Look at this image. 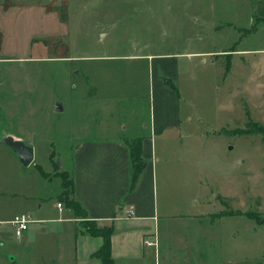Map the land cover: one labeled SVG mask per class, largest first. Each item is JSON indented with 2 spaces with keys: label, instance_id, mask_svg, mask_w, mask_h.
<instances>
[{
  "label": "rangeland",
  "instance_id": "374dc122",
  "mask_svg": "<svg viewBox=\"0 0 264 264\" xmlns=\"http://www.w3.org/2000/svg\"><path fill=\"white\" fill-rule=\"evenodd\" d=\"M256 5L257 0H0V142L11 133L34 138L36 152L32 165L22 166L0 143V217L24 212L34 218L58 217V198L44 187L50 183L44 177L51 176L52 190L57 183L64 208L70 185L59 166L67 168L70 145L77 135L108 134L100 127L112 128L119 119L133 125L147 121L152 94L157 95L151 83L163 61L170 69L160 72V78L178 86L181 94L185 144L197 140L182 150L160 148L157 141V205L186 204L202 193L196 185L159 192L163 159L172 162L186 154L197 159L205 174L219 162L222 188L209 189L233 192L229 206L264 217V138L228 133L244 127L248 118L264 126V20L255 21ZM224 46L228 52L249 51L229 58L225 78V55L196 54ZM80 70L88 77L74 73ZM91 82L98 86L97 98L83 100ZM118 86L128 99L98 104V98H111ZM55 104L64 106L62 111H54ZM50 152L55 154L48 156L49 166L45 159ZM229 162H235L230 173L223 168ZM177 164H171L173 177L179 174ZM181 177L201 178L196 170L183 171ZM12 244L0 245V264L14 256ZM49 256L46 251L22 252L15 260L40 264L41 257Z\"/></svg>",
  "mask_w": 264,
  "mask_h": 264
},
{
  "label": "crops",
  "instance_id": "0c3cea01",
  "mask_svg": "<svg viewBox=\"0 0 264 264\" xmlns=\"http://www.w3.org/2000/svg\"><path fill=\"white\" fill-rule=\"evenodd\" d=\"M256 7L253 10L256 13L253 17L255 21H263L264 0H257ZM224 47L196 54L225 55L228 58L225 66H229V58L233 55L249 52L240 49L228 52L227 46ZM158 68L163 70L157 71L158 78L156 75V82L151 83L154 93L155 87L157 88V95L155 98L152 94L153 111L150 112L147 121H138L136 125H133L135 122L132 120L123 124L119 119V123L116 122L112 128L100 127V130L103 129L108 134L96 138L86 137V134L77 135L76 140L70 145L71 154L67 168L62 167V163L59 166L60 173L67 172L72 179L74 184L72 196L81 205L86 218L78 217L65 205L58 210L57 203L61 201L57 196V183L54 182L56 184L52 190L51 176L44 177L50 182L47 187L45 185L44 187L48 188L51 196L58 198L55 201L58 217H33L36 222L32 223L34 224L32 226L30 223L25 233L19 238L14 236L11 226L6 223L19 213L0 217L2 240L0 245L4 243L10 245L13 243L12 240H15L12 244L13 249H10L15 252H12L14 256L9 259L10 261L5 260L6 263L17 264L15 258H21L22 252L31 254L37 251L42 254L46 251L50 254V260L41 257L40 264H102L101 260L94 255L102 246V238L90 235L82 225V221L89 220L95 222L98 227L102 225L112 227L109 237L112 264H264V217L256 216L257 219H253L249 217V214L253 212L248 209L229 206L228 199L233 197V192L223 190L213 193L209 189L222 188L219 184L221 179L219 162L211 173L205 174L201 170V165L195 163L197 161L195 157L188 159L187 155L183 154L172 162L170 158L163 159L159 192L173 189L190 190V187L196 185V189H202V193L197 200L193 199L194 201L186 204L157 205V196L155 197L154 194L158 190L154 160L160 161L157 159V141H160V148L176 147L177 150H182L183 147L186 148V145H196L195 140H197L190 139L188 144H185L186 139L183 137L186 134L181 117L179 88L177 86L178 94H176L160 78V72L163 74L169 72L168 62L158 63ZM73 70V68L69 69L71 74ZM228 71L225 69L224 78ZM74 73L83 75L84 78L88 77L82 71ZM91 84L89 90L91 88L94 92L90 93L87 90L86 93L85 90L83 100L87 98V95H93L95 98L92 100L97 98L98 86L92 82ZM118 88V91L116 89L110 92L111 98H98V104L111 106L113 103L128 99L127 91H124L121 86ZM54 107V111H57L58 107L61 108L59 111L64 108L59 104H55ZM247 113L246 110L245 114ZM236 128L230 129L228 133L256 134H234L233 131ZM11 135L32 147L35 157L34 138L26 139L12 133ZM189 135L191 134H187L188 137ZM136 138L142 139V159L145 167L139 174L136 185L130 191L131 164L124 142ZM53 153H48L45 159L49 166L48 156ZM172 163H178L174 168H177L176 173L179 174H175V177L171 175ZM34 167H39L42 172H45L40 164ZM234 167L235 162H229L223 166L229 173L230 170H235ZM191 170H196L201 178L186 180V177H181L183 171L188 174ZM177 177L179 180H176ZM40 207L41 204L37 205L39 208L37 211ZM127 210H133L132 217H126ZM4 227L12 231V236L9 237L5 233ZM148 238L157 240L156 248L144 245L145 239ZM45 242H50L46 248L43 246Z\"/></svg>",
  "mask_w": 264,
  "mask_h": 264
},
{
  "label": "trees",
  "instance_id": "16d2710c",
  "mask_svg": "<svg viewBox=\"0 0 264 264\" xmlns=\"http://www.w3.org/2000/svg\"><path fill=\"white\" fill-rule=\"evenodd\" d=\"M226 71H228V66H225ZM164 83L166 86H169L172 91H174L176 94H178L177 86L172 84L170 81L164 80ZM234 134L240 133V134H251L256 133L260 134L262 138H264V127L259 125L258 123L251 121L248 119L247 124L244 128H236V130L233 131ZM141 138L126 140L124 143L128 149L129 152V160L131 164V174H130V184H129V190L133 189V187L136 185L138 181V176L142 172V170L145 167L144 161L142 159V149H141ZM39 168V167H38ZM40 169V168H39ZM40 172L42 175H45L42 170L40 169ZM61 177L65 178L66 185H70V191L65 196V200L63 201L65 207L72 212H74L75 215H77L80 218H86V213L82 209L79 202L72 196L73 194V182L72 179L68 176L67 172L60 173ZM249 217L257 219L256 215L249 214ZM82 225L85 228V231L89 233L90 235L99 236L102 238V246L100 249L94 254L96 257H98L102 264H112V259L110 257V242L109 237L112 232V227L108 225H102L101 227H98L97 224L93 221H82Z\"/></svg>",
  "mask_w": 264,
  "mask_h": 264
},
{
  "label": "built area",
  "instance_id": "2783aa9c",
  "mask_svg": "<svg viewBox=\"0 0 264 264\" xmlns=\"http://www.w3.org/2000/svg\"><path fill=\"white\" fill-rule=\"evenodd\" d=\"M58 210H61L62 206L60 203H57ZM133 210H127V216L126 217H132L133 216ZM34 218L28 214V213H19L12 217L8 222H6L9 226H11L14 236L19 238L21 237L25 231L28 228V225L30 223H34ZM144 245L146 247L151 246L156 248L157 247V240L155 238H148L145 239Z\"/></svg>",
  "mask_w": 264,
  "mask_h": 264
},
{
  "label": "water",
  "instance_id": "95a60500",
  "mask_svg": "<svg viewBox=\"0 0 264 264\" xmlns=\"http://www.w3.org/2000/svg\"><path fill=\"white\" fill-rule=\"evenodd\" d=\"M56 110L59 111L61 108L58 107ZM2 142L17 156L18 161L22 166H28L32 162L34 157L33 149L24 141L15 139L11 135L7 134L2 137Z\"/></svg>",
  "mask_w": 264,
  "mask_h": 264
}]
</instances>
